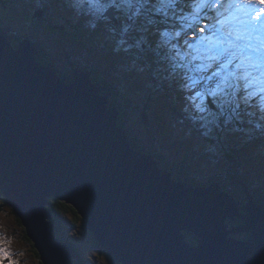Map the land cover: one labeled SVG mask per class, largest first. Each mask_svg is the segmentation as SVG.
<instances>
[{"label":"water","instance_id":"95a60500","mask_svg":"<svg viewBox=\"0 0 264 264\" xmlns=\"http://www.w3.org/2000/svg\"><path fill=\"white\" fill-rule=\"evenodd\" d=\"M37 54L0 32V192L43 264L79 258L55 234L50 198L72 205L121 264H264V204L247 188L241 205L218 181L175 179L132 146L91 71L66 82Z\"/></svg>","mask_w":264,"mask_h":264},{"label":"snow or ice","instance_id":"6c2138e0","mask_svg":"<svg viewBox=\"0 0 264 264\" xmlns=\"http://www.w3.org/2000/svg\"><path fill=\"white\" fill-rule=\"evenodd\" d=\"M74 7L106 28L135 84L175 88L180 123L208 141L203 151L225 178L242 163L237 141L264 139V0H74ZM10 248L0 236V264H21Z\"/></svg>","mask_w":264,"mask_h":264},{"label":"rangeland","instance_id":"374dc122","mask_svg":"<svg viewBox=\"0 0 264 264\" xmlns=\"http://www.w3.org/2000/svg\"><path fill=\"white\" fill-rule=\"evenodd\" d=\"M39 6L42 5L38 0H0L1 27L8 32L17 31L20 34L33 35L32 32L41 31V25L36 23L40 19L44 29L39 42L51 49L50 52L57 57L60 64L68 65L65 58L68 53L71 60L76 61L79 66H87L94 75L100 70L99 74L113 84V91H118L117 98H128L133 104L125 113L126 126L132 135L136 136V142L141 147L154 153L157 160L168 165L179 178L204 183L220 173L210 155L203 151L208 141L200 137L195 130H191L188 135L190 126L187 122L180 123V110L172 99L177 93L174 87L165 90L163 83L158 85L159 88H143L135 84L120 66L126 54L116 49V41L95 18L83 15L75 7L60 6L68 13L75 11L78 16L74 22L76 28L68 27L64 31L57 25L60 20L56 15L48 11L47 16L42 17ZM34 9L37 10L33 12ZM66 12L62 14H67ZM15 17L19 18L20 24L14 22ZM94 24L97 27H93ZM63 31L65 33L60 34ZM152 90L155 94L148 103L146 94ZM247 143V158H242L241 170L250 181L251 188L264 195V139H253ZM169 144L172 146H168ZM197 144L199 148L196 147ZM17 217L12 208L4 203L0 192V236L11 240L10 250L17 254L13 258L19 259L21 264H43L35 254L32 242L25 238L24 227ZM232 225L233 222L229 220L227 227L231 228ZM61 228L59 235L64 233L78 247L81 253L79 259L83 264H117L114 259L98 251L94 238L82 223L78 222L75 227L65 224ZM231 235L238 238V234Z\"/></svg>","mask_w":264,"mask_h":264},{"label":"trees","instance_id":"16d2710c","mask_svg":"<svg viewBox=\"0 0 264 264\" xmlns=\"http://www.w3.org/2000/svg\"><path fill=\"white\" fill-rule=\"evenodd\" d=\"M39 4L42 5L41 7L39 6L38 9L40 10L39 12H42V17H46L48 11L54 13L57 17V19H59V23L57 25H59V27H61V30L67 29L68 27H73L76 28L74 25V22L76 19H78L77 14L75 13V11L73 13H68L66 12L67 10H62L60 8H73L74 7V0H38ZM37 9H34V11H36ZM38 12V13H39ZM62 12H66L67 14H62ZM16 19H14V22L17 21V24H20L21 21L19 20V18L15 17ZM24 23V22H23ZM22 23V24H23ZM37 25L39 23L41 31L39 32H32L33 35H27V34H20L16 32H8V30H6L5 28L1 27V23H0V32L7 35L13 42V44H17L19 41H21L24 38H28L30 40V42L36 47V49L38 50V54L36 55L38 61H40L41 63H44L48 66H50L52 69H54L56 71V73L58 74V76L63 79L66 82H70L74 80V75L70 76L69 74V69L66 67L65 64H60L59 60H57V57H54V55L50 52L51 49H49V47H47L45 44H42L41 42H39V39L42 37V30L44 29L42 27L43 23L40 21V19L37 20ZM38 27V26H37ZM61 32L60 34H63L65 32ZM45 34H47L46 32H44ZM64 46V45H62ZM62 50H64V48H62ZM69 54L67 53L65 57L67 59V64L69 63L70 65H72L74 63H77L76 61H73L69 58L68 56ZM78 64V63H77ZM79 65V64H78ZM83 70H89L90 68H88L87 66L83 67ZM101 71L98 70V72L96 71V73L98 74H93L91 71V77L93 79L94 82L100 84L102 86V92L105 93H110V105L115 107L118 111H119V119H118V125H120L121 127L124 128V130L127 132L129 138H130V142L132 144V146L136 149H138L141 152H146V153H150L152 155H154V158L157 159L156 155L154 153H151L150 151L145 150L143 147H141L136 141L137 138L136 136H133L131 131L127 128L126 126V116L125 113L128 112V110L133 107V104L129 102L128 98L123 97L122 99H118V91H113L112 87L113 84H111L110 82H107L104 77L102 75H100ZM75 73V72H74ZM72 75V74H71ZM165 90H169V89H173V87H168L167 82L163 83ZM156 86L157 88L158 85L154 84L153 87ZM155 94V92L152 90L150 91L148 94H146L147 99H148V103L150 102V98H153V95ZM113 96V99H112ZM172 99L174 100V104L177 106V108L179 109V95L178 93H175V98L172 97ZM157 115V114H156ZM154 117V115H152ZM159 116H157L158 118ZM161 119V118H160ZM147 120V118H146ZM248 143L247 142H243V141H237V143L234 145V152L239 155L241 158H247V150H248ZM168 146H172L171 144H169ZM246 160V159H245ZM245 163V161H244ZM158 164L161 167L167 168L168 170H170L172 172V176L180 181H185L188 182L190 184H194V185H208L210 184L212 181H218L222 188L226 191H228L230 194H234V196L237 198V200L241 203H245L247 201V195L246 192L244 190V188H247L254 196V198L256 199L257 203H262L264 204V195L260 194L258 191L254 190L251 188L250 185V181L244 176V173L241 170V165L237 166V169L234 170L231 174H229L226 178L221 175V173L216 174L215 176L213 175L207 182L204 183H200V182H194L193 180L190 179H183V178H179L177 175H174L173 171L169 168L168 165L159 162L158 160ZM188 177H190V175L188 174ZM4 203L5 202V198L3 197ZM7 204V203H6ZM65 205L67 207H65ZM49 210L52 212L54 218H55V234L57 237H59L62 241H66L68 243H71L74 245V243H72V241L66 237V235H64V233L62 234V236L59 235V231H62L63 225H70V226H76L79 223H82L84 228H86V223L83 220V218L78 214L77 210L70 204L61 201L57 198H50V204L48 206ZM18 221L21 223L20 219L17 217ZM239 222H242V220H239ZM186 237L184 239L185 242L190 243V244H198L199 239L197 236H195L194 234L190 233V232H185ZM91 237H93V234L90 232ZM25 238L28 241H31L27 235L25 234ZM94 238V237H93ZM238 238L241 239H249L250 238V234L249 233H243V234H239ZM95 240V239H94ZM95 244L98 248V251L103 253L104 255H107L109 258H112L116 261L117 264H121L119 263L112 255H110L109 253H107L106 251H104L99 243L95 240ZM75 246V245H74ZM34 247V246H33ZM76 250L79 254V258H80V251L78 249V247H76ZM35 249V247H34ZM35 254L37 256L38 252L35 249ZM77 258L74 260V263H78V264H83V262H80V259Z\"/></svg>","mask_w":264,"mask_h":264},{"label":"flooded vegetation","instance_id":"af4514ba","mask_svg":"<svg viewBox=\"0 0 264 264\" xmlns=\"http://www.w3.org/2000/svg\"><path fill=\"white\" fill-rule=\"evenodd\" d=\"M71 63H73L72 65H70L69 63H68V65H66V67L69 69V74H70V76H73L75 73V71H76V69H78V70H83L84 68V66H79L77 63H74V62H71ZM72 74V75H71ZM239 220H241V219H238L237 221L239 222Z\"/></svg>","mask_w":264,"mask_h":264},{"label":"bare ground","instance_id":"6f19581e","mask_svg":"<svg viewBox=\"0 0 264 264\" xmlns=\"http://www.w3.org/2000/svg\"><path fill=\"white\" fill-rule=\"evenodd\" d=\"M154 156V155H153ZM221 185V184H220ZM79 255V254H78ZM75 259H73V261H74Z\"/></svg>","mask_w":264,"mask_h":264}]
</instances>
